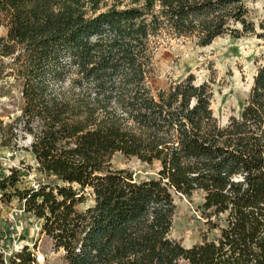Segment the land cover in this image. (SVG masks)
Returning a JSON list of instances; mask_svg holds the SVG:
<instances>
[{
  "label": "trees",
  "instance_id": "16d2710c",
  "mask_svg": "<svg viewBox=\"0 0 264 264\" xmlns=\"http://www.w3.org/2000/svg\"><path fill=\"white\" fill-rule=\"evenodd\" d=\"M247 14L244 0H0V78L19 92L0 148L28 135L43 177L22 188L18 171L0 177L2 200L16 202L0 237L33 221L67 264H264V65L224 126L209 83L153 88L159 37L264 39ZM117 154L156 175L114 169ZM195 192L215 235L185 248L171 236L174 197ZM0 264L38 262L23 246Z\"/></svg>",
  "mask_w": 264,
  "mask_h": 264
},
{
  "label": "rangeland",
  "instance_id": "374dc122",
  "mask_svg": "<svg viewBox=\"0 0 264 264\" xmlns=\"http://www.w3.org/2000/svg\"><path fill=\"white\" fill-rule=\"evenodd\" d=\"M247 18L255 25L264 22V0H244ZM6 35V28L0 27V37ZM1 59V63H8ZM154 68L153 88L165 89L170 85L193 75L196 84L209 83L212 88L211 109L220 125L224 126L231 117H239L244 107L257 69L264 65V39L255 35L232 38L229 35L216 38L209 46L200 47L192 38L159 37L153 45ZM0 78V121L3 126L19 114V92L12 80ZM10 88L6 96L1 88ZM31 142L28 135L19 133L9 148H0V177L12 171L19 172L18 187L34 186L43 177L35 170V161L27 151ZM14 145V146H13ZM13 147V148H12ZM114 169L127 170L137 180L153 177L157 165H147L135 158L115 155ZM176 205L171 236L183 247L191 248L211 239L215 232L208 230V212L202 208L203 194L195 192L191 197H174ZM92 204L87 200L78 206L83 210ZM16 213L14 200H2L0 194V232L13 225ZM3 237V235H2ZM0 237V253H10L28 246L37 258L38 264H67L62 251L56 252L52 242L40 233V225L32 221L29 226L18 221L13 235ZM41 258V260H39ZM185 264V263H180Z\"/></svg>",
  "mask_w": 264,
  "mask_h": 264
}]
</instances>
